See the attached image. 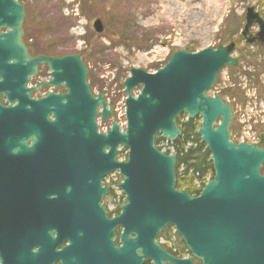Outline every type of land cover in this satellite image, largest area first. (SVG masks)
<instances>
[{"label": "water", "instance_id": "water-1", "mask_svg": "<svg viewBox=\"0 0 264 264\" xmlns=\"http://www.w3.org/2000/svg\"><path fill=\"white\" fill-rule=\"evenodd\" d=\"M25 8L20 0H0V21L21 29ZM243 36L259 26L256 39L264 45V21L249 8ZM96 33L104 31L100 20L94 22ZM235 43L207 48L198 53L177 51L155 74L132 69L124 82L127 127L121 131L114 122L106 133L97 125L100 117L107 121L111 106L103 95L94 96L87 81L88 70L78 55L50 58L55 79L67 81L69 92L57 98L54 121L40 141L64 143V156L71 173L80 179L72 185L77 192L71 203L95 207L98 219L104 221L101 200L107 194L102 180L119 172V186L126 196L122 222L137 237L155 238L166 226H174L191 251L223 256L230 264H240L241 239L254 240L264 264V135L259 144H236L230 132L232 107L221 96L209 97L218 74L227 66L237 68L233 58ZM48 59V58H43ZM141 87L137 97L133 91ZM187 115L201 118L198 136L211 154L214 178L199 196L176 188L175 156L160 152L158 135L176 142L182 135L176 119ZM127 149L125 161L117 157Z\"/></svg>", "mask_w": 264, "mask_h": 264}, {"label": "flooded vegetation", "instance_id": "flooded-vegetation-1", "mask_svg": "<svg viewBox=\"0 0 264 264\" xmlns=\"http://www.w3.org/2000/svg\"><path fill=\"white\" fill-rule=\"evenodd\" d=\"M39 34L25 20L21 29L0 21V264H230L190 251L173 226L155 238L129 233L114 221L122 193L102 198L104 221L95 207L71 203L80 179L62 156L65 144L39 140L57 98L65 103L69 92L49 60L64 56L47 50ZM254 240L241 239L240 264H257Z\"/></svg>", "mask_w": 264, "mask_h": 264}, {"label": "rangeland", "instance_id": "rangeland-1", "mask_svg": "<svg viewBox=\"0 0 264 264\" xmlns=\"http://www.w3.org/2000/svg\"><path fill=\"white\" fill-rule=\"evenodd\" d=\"M213 1V6L220 9L218 15L208 12V4ZM21 3L26 11L25 27L38 30V41L55 56L79 55L88 70L91 92L103 95L110 104L125 102L124 82L132 69L153 74L167 64L174 52L217 49L234 42V57L241 59V64L237 69L225 68L218 78L229 75L237 86L240 84V90L245 84L247 89L256 88L259 95H255L256 100L243 93L253 108L255 102L259 107L262 104L264 119V47L257 41L247 45L259 27L254 26L247 38L241 36L249 8L264 21V0H21ZM96 20L102 22L104 33L95 32ZM216 86L209 96L225 90L220 83ZM239 92H235L236 96L243 103L245 96ZM238 110L246 115L240 106ZM120 112L107 121L98 118L103 133L114 121H119ZM249 112L254 111L251 108ZM124 123L121 118L123 128ZM243 127L236 125L234 133L244 136ZM253 128L260 127L253 125ZM120 150L119 159L125 160L128 151Z\"/></svg>", "mask_w": 264, "mask_h": 264}, {"label": "trees", "instance_id": "trees-1", "mask_svg": "<svg viewBox=\"0 0 264 264\" xmlns=\"http://www.w3.org/2000/svg\"><path fill=\"white\" fill-rule=\"evenodd\" d=\"M251 46L252 44H247ZM197 50L193 49L192 52ZM240 63H241V59ZM177 123L182 128V136L174 143L175 156L177 157L176 175L177 188L187 190L191 195H198L199 191L194 188V182L202 180L208 175L214 177L211 156L205 144L201 142L197 131L200 128V119L188 120L181 115ZM164 141L158 137L156 145Z\"/></svg>", "mask_w": 264, "mask_h": 264}, {"label": "built area", "instance_id": "built-area-1", "mask_svg": "<svg viewBox=\"0 0 264 264\" xmlns=\"http://www.w3.org/2000/svg\"><path fill=\"white\" fill-rule=\"evenodd\" d=\"M252 96H254V95H252ZM256 106H255V108H253L249 104L248 109H251L252 108L253 111H254V112H250V113H252V114H254V113L257 114L258 113V111H256ZM243 135H244L245 138H247L251 142H255L257 140V137L255 136V134L251 132V126H245V127H243Z\"/></svg>", "mask_w": 264, "mask_h": 264}, {"label": "bare ground", "instance_id": "bare-ground-1", "mask_svg": "<svg viewBox=\"0 0 264 264\" xmlns=\"http://www.w3.org/2000/svg\"><path fill=\"white\" fill-rule=\"evenodd\" d=\"M214 2L215 1L210 2L208 4V8H209L208 12H211V14H213V15H218L220 13V9L216 6H213Z\"/></svg>", "mask_w": 264, "mask_h": 264}]
</instances>
